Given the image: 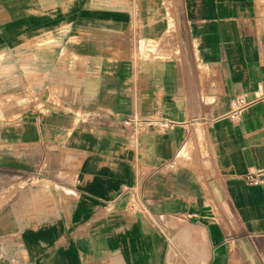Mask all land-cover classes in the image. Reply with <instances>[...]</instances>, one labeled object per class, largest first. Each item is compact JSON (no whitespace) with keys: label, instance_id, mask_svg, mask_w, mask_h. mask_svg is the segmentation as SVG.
<instances>
[{"label":"crops","instance_id":"crops-1","mask_svg":"<svg viewBox=\"0 0 264 264\" xmlns=\"http://www.w3.org/2000/svg\"><path fill=\"white\" fill-rule=\"evenodd\" d=\"M0 264H264V0H0Z\"/></svg>","mask_w":264,"mask_h":264},{"label":"built area","instance_id":"built-area-1","mask_svg":"<svg viewBox=\"0 0 264 264\" xmlns=\"http://www.w3.org/2000/svg\"><path fill=\"white\" fill-rule=\"evenodd\" d=\"M251 102L250 99L245 98L244 96H237L231 100V110L229 116L231 118H237L240 111ZM139 119L135 117H129L123 120V123L126 125H137ZM149 123V122H148ZM163 125V123H161ZM245 179L250 182H258L260 178L256 174H247Z\"/></svg>","mask_w":264,"mask_h":264},{"label":"rangeland","instance_id":"rangeland-1","mask_svg":"<svg viewBox=\"0 0 264 264\" xmlns=\"http://www.w3.org/2000/svg\"><path fill=\"white\" fill-rule=\"evenodd\" d=\"M138 52L140 54H158V55H165V52L158 49L157 45L153 42L145 43L141 40L138 45Z\"/></svg>","mask_w":264,"mask_h":264}]
</instances>
